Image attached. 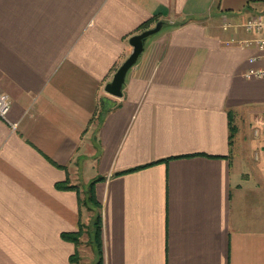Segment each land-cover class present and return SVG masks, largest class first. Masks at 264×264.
<instances>
[{"label": "crops", "instance_id": "0c3cea01", "mask_svg": "<svg viewBox=\"0 0 264 264\" xmlns=\"http://www.w3.org/2000/svg\"><path fill=\"white\" fill-rule=\"evenodd\" d=\"M257 8L0 0V264H76L80 241L61 234L88 219L81 199L97 176L102 264H264V132L253 133L264 110L251 107L264 75L246 76L263 63L242 42ZM154 18L122 96L108 94L129 38Z\"/></svg>", "mask_w": 264, "mask_h": 264}, {"label": "rangeland", "instance_id": "374dc122", "mask_svg": "<svg viewBox=\"0 0 264 264\" xmlns=\"http://www.w3.org/2000/svg\"><path fill=\"white\" fill-rule=\"evenodd\" d=\"M260 11H264V9L257 8L253 11V13H257ZM240 21V19L238 20ZM107 106H113L114 103L107 102ZM253 110L258 114L264 110V102L255 101L252 103ZM244 126L245 132L247 135L252 133V127L254 123H252L251 117L246 115L244 117ZM98 200V199H97ZM84 210L87 212L88 219L84 221L80 228V233L77 239V242L80 241V247H76L77 249V257H78V264H97L99 259V254L97 250V241L95 239V232L97 229V215L100 213L101 215V228H102V214H101V205H93L91 209H88L86 206L83 205ZM102 232V231H101ZM81 239V240H80ZM102 247V245H101ZM102 261H103V251H102Z\"/></svg>", "mask_w": 264, "mask_h": 264}, {"label": "built area", "instance_id": "2783aa9c", "mask_svg": "<svg viewBox=\"0 0 264 264\" xmlns=\"http://www.w3.org/2000/svg\"><path fill=\"white\" fill-rule=\"evenodd\" d=\"M243 27L247 31L254 32L256 37L251 40H244L242 42H253L257 48V53L249 58V61H261L263 66L251 67L246 71V76H262L264 75V11L257 12L248 16L244 22ZM10 108V97L5 92H0V115L5 117ZM261 123L253 128L254 135L264 132V112L261 113ZM255 158L259 157V152L255 153Z\"/></svg>", "mask_w": 264, "mask_h": 264}, {"label": "water", "instance_id": "95a60500", "mask_svg": "<svg viewBox=\"0 0 264 264\" xmlns=\"http://www.w3.org/2000/svg\"><path fill=\"white\" fill-rule=\"evenodd\" d=\"M163 21L158 20L154 26L144 29L138 33L133 34L129 38L131 51L128 56L115 70L112 78L105 84V91L115 97L122 96V86L125 82L127 71L132 67L144 49V43L150 35L159 31L162 27Z\"/></svg>", "mask_w": 264, "mask_h": 264}, {"label": "trees", "instance_id": "16d2710c", "mask_svg": "<svg viewBox=\"0 0 264 264\" xmlns=\"http://www.w3.org/2000/svg\"><path fill=\"white\" fill-rule=\"evenodd\" d=\"M157 21L158 20L156 18L146 20L145 22H143L142 24L139 25V27L137 28V31L140 32L144 29H147L150 27V24L152 22H157ZM111 107L107 106L106 104H102L101 110H100L101 115L105 114ZM235 131H236L235 125L231 124V126H230V138L235 134ZM103 178H104L103 176H97V177L91 179L89 181V183L87 184V187H86L85 193H84V197H83V199H81V204L86 206L88 209H91L93 205H98V206L101 205L100 202L96 198L94 185H95V182H97ZM58 186L59 187H68L69 185H67L66 183H61V184H58ZM96 224H97V229L95 232V239L97 241V250H98L97 252L99 254V259H98L97 264H102L101 225H100L101 224V215H100V213L97 215ZM79 233H80V229L76 232L62 233L61 236L64 239L72 240V241H75L77 243ZM76 255H77V249H76L75 253L72 256H70V260L75 261L76 264H78V260H77L78 257Z\"/></svg>", "mask_w": 264, "mask_h": 264}]
</instances>
